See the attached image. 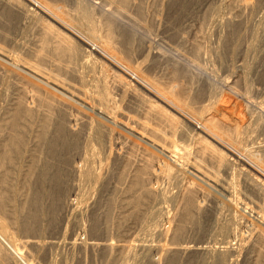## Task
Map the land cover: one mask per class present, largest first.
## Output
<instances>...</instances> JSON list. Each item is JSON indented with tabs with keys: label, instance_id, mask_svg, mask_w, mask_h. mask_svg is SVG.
<instances>
[{
	"label": "bare ground",
	"instance_id": "bare-ground-1",
	"mask_svg": "<svg viewBox=\"0 0 264 264\" xmlns=\"http://www.w3.org/2000/svg\"><path fill=\"white\" fill-rule=\"evenodd\" d=\"M225 2L228 16L217 21ZM245 13L261 18L260 32L242 23ZM209 25L215 38L204 44ZM149 35L198 67L215 57L228 90L264 104V0H0V264H84L86 255L175 264L177 253L264 264V123L160 53ZM31 174H41L49 196L69 186L54 236H41L39 216L49 217L38 183H26ZM237 184L240 208L213 193L232 196ZM28 191L31 216L21 227L36 237L17 235L14 222L13 202L24 206ZM183 196L184 221L210 204L223 225L180 242L184 221L172 231L169 211ZM47 201L54 216L59 205ZM112 208L116 226L143 213L114 241L83 221L107 219Z\"/></svg>",
	"mask_w": 264,
	"mask_h": 264
},
{
	"label": "rangeland",
	"instance_id": "rangeland-1",
	"mask_svg": "<svg viewBox=\"0 0 264 264\" xmlns=\"http://www.w3.org/2000/svg\"><path fill=\"white\" fill-rule=\"evenodd\" d=\"M227 2V1H226ZM221 3V4H218V6H216V9H217V11H216V15L217 16H215L216 18H214L215 20H217V21H222V19H224L223 17L224 16H228L227 14H228V12H227V9L229 10V8L228 7H226L227 6V3ZM96 4V3H95ZM226 10V11H225ZM227 12V13H226ZM225 13V14H224ZM222 15H224V16H222ZM252 14L250 13V16H251ZM245 16V17H244ZM244 16H241V20L243 21L242 23L247 27V26H251V25H253L254 27H255V30L257 31V29H258V31L260 30L259 28H261L260 27V22H262V20H261V18L260 17H255V16H252V18L249 16V13H245L244 14ZM220 17H221V19H220ZM225 17V18H226ZM219 18V19H218ZM249 18H251V19H249ZM258 18H259V20H258ZM253 22V23H252ZM208 29H206V36L207 37H209L210 36V38H208V39H204L203 40V43L204 44H206V43H208V42H211L215 37L212 35V32H211V30H212V25H209L208 27H207ZM257 28V29H256ZM213 31V30H212ZM246 31V29L245 30H242V33H244ZM257 31V32H258ZM208 32V33H207ZM211 32V33H210ZM222 32V33H221ZM260 32V31H259ZM225 33V29L224 28H222L221 30H220V34L221 35H223ZM243 35V34H242ZM150 37V38H149ZM144 38H146L145 40L147 41L148 40V42H150L152 45H153V47H158L159 48V50H161V51H159L160 53H164V54H166V53H168V57L169 58H171V60H173L174 58V60H175V62H178V64L179 65H184V66H186L188 69H189V71H190V75L192 76V77H194V78H199V77H204V78H207L208 79V81H209V83H210V86L212 87V90L213 89H215V90H213L214 92H218L217 93V95H220L221 97H223L222 99L224 100V101H226V99L227 100H233L235 103H236V109L238 110H243L244 108H246L247 109V107H248V110H250L253 114H255V116L259 119V121L260 122H262V123H264L263 121V119H261V117L263 118V116H264V104L262 103L263 101H261L259 98H257V100L256 99H252V98H248L247 99V96H245V95H243L242 93H239V92H234V91H232V90H228L227 89V87H226V85L224 84V82L221 80V71H222V69H220L216 64L214 65V59H215V57H209V56H207V55H204L203 56V61H202V63L200 64V66L198 67V66H196V65H194L192 62H190L189 61V59H186V57H184L183 55H180L181 53L180 52H177V51H173V50H170V49H167V48H165V47H163V45L162 44H159V42L157 41V39H155L154 37H152V36H146V37H144ZM212 39V40H211ZM153 42V43H152ZM206 42V43H205ZM161 45V46H160ZM177 52V53H176ZM165 56V55H164ZM207 56V57H206ZM213 58V59H212ZM208 59V60H207ZM173 60V61H174ZM181 62V63H180ZM188 63V64H187ZM214 66V68H212ZM216 67V68H215ZM209 69H211V71L209 70ZM25 78H26V75H25ZM31 78V77H30ZM29 78V76H27V79H30ZM34 80V79H33ZM33 80H32V78L30 79V81H32L33 82ZM33 83H35V84H37V85H39V86H41V87H43L41 84H39V83H37V81H35L34 80V82ZM214 83V84H213ZM213 85V86H212ZM214 87V88H213ZM218 87V88H217ZM43 88H45V87H43ZM45 89H47L48 91H50L51 93H54L52 90H50V89H48L47 87L45 88ZM55 94V93H54ZM216 94V93H215ZM238 94H240V95H238ZM53 95V94H52ZM226 98V99H225ZM229 98V99H228ZM234 98V99H233ZM245 98V99H244ZM259 99V100H258ZM237 100V101H236ZM240 100V101H239ZM248 100V101H247ZM256 100V101H255ZM249 102V103H248ZM257 103V104H256ZM260 105H259V104ZM250 106V107H249ZM252 107V108H251ZM256 107L258 108V109H256ZM263 107V108H262ZM251 108V109H250ZM253 109V110H252ZM261 109L263 110V111H261ZM257 110V111H256ZM256 111V112H255ZM261 112H262V114H261ZM259 113V114H258ZM134 141H136V142H134ZM259 141H262V140H260L259 139ZM133 143H137V145L136 144H134V145H136L135 147H137L139 150H141V151H151L152 149L151 148H149L147 145H145L144 143H142L141 141H137V139H134L133 140ZM141 143V144H140ZM139 146V147H138ZM143 146V147H142ZM147 146V147H146ZM142 149H141V148ZM154 151V150H153ZM152 151V152H153ZM153 153H155V152H153ZM44 158V159H43ZM46 157H44V154H41L40 155V159H39V162L41 161V160H43L42 161V163L43 162H45V161H47V159H45ZM41 163V162H40ZM41 163V164H42ZM40 176H41V174H39L38 176L37 175H33V174H31V175H29V177L27 178V184H29V183H31V182H37L38 183V185H39V189H40V191H41V194H42V204H43V206H44V209H45V211L47 212V214H48V217H49V219L47 218V216L44 214V215H40L39 216V221L41 222V224H42V226H43V224H44V226L42 227V230H43V233L45 234V235H43V233H42V238H43V236H44V238H47V237H50V236H54L55 234H56V230L58 229V227H59V222H60V220H61V218L64 216V214H65V210L63 209L62 210V208H63V204H64V197H66V193L68 192L67 190H68V188H69V186H68V184L66 185L64 182V186L62 185L61 186V188H60V194H59V196L58 197H55V196H49L48 195V193H47V190H46V188H45V183H46V181H44V180H42V179H40ZM190 179L194 182V183H196L198 186H199V184L200 185H202L197 179H195V180H197V181H195L194 180V178L193 177H191L190 176ZM42 185V186H41ZM46 186H47V183H46ZM202 186H204V185H202ZM237 188H234V189H236V190H233L232 192H233V194H231L232 196H228V195H226L225 197H223V195H222V197L220 196V194H217V193H215V191H213V193L216 195V196H219V198L224 202V203H227V204H234L233 206H235V208L237 207H239L240 208V206H241V198H242V196L240 195V192H242V190H243V188H242V185L241 184H237V186H236ZM163 189L165 188V187H162ZM239 189H241V191L239 190ZM223 194V193H222ZM1 196V195H0ZM31 197H32V193L31 192H26L25 193V200H26V203L24 204V206L23 205H21V204H19L17 201H14L13 202V206H15V208H16V211H15V214H14V222H15V224H18V231H17V235H19V236H29V237H33V236H38V234H33V231H28V230H25V229H23L22 227H21V223H25L26 221H28L29 222V218H30V216H31V211L29 210V209H32V207L29 205L30 204V200H31ZM184 198H186V196L184 197L183 196V200L181 201L180 200V204H179V208L177 209L176 208V210H174V212L172 211V210H170L169 211V215L171 216L170 217V219L171 220H173L171 223H170V225H169V229H171L172 231L174 230V228L178 225L177 223H180V224H182L183 223V221H184V219L182 218V215H183V213H184V211H185V209L183 210V206H184V202H185V199ZM93 199H96V196L94 197L93 196ZM196 199V198H195ZM200 199V198H199ZM47 200H50L51 202L53 201L55 204L56 203H58V205H59V210H58V213H55V215L54 216H50V214L48 213V209H47V206L49 205L48 204V201ZM113 200V204H117V202H114V201H116V199L115 198H113L112 199ZM196 200H198V199H196ZM62 201H63V203H62ZM109 202V201H108ZM112 202V201H111ZM182 202V203H181ZM230 202V203H229ZM47 205V206H45V205ZM62 204V205H61ZM114 206V205H113ZM204 209V210H203ZM202 210H199V212L198 211H195V212H193L194 213V215L191 217V219H190V221H184V223L182 224V227H185L184 228V234L182 235V238L180 239V242H188V241H192V242H199V241H201V240H203L204 239V237L206 236V234H208V232H209V230H211L212 228L215 230V231H217L218 230V228L221 226V225H223L222 223V221L220 222V218H219V222H214L213 221V216H212V207H211V205L210 204H208V206L207 207H205V208H203ZM112 211L110 212V214H109V216H107V219H105L104 218V213H103V215L101 216V217H97V218H94L93 220H91V218L89 217V215H85L84 217H83V221H84V223H85V225L86 226H88L89 227V225H90V227H94L96 230H99V231H102V232H106V234H107V236H109L110 237V239L112 240V241H114L115 239H116V235H117V230H120L121 228H124L125 226H130V225H134L135 223L137 224L138 223V221H140V218H142V215H143V213L142 212H140V216H139V214H138V217L137 218H130V216H129V218L131 219H129L128 217L126 218V221L124 220L123 222H122V225H121V222H120V224L118 225L117 224V226H119V228H117V226H116V223H119L117 220H118V211L117 210H113V208L111 209ZM63 211V212H62ZM201 211H203V212H201ZM245 211H246V213H244V214H247V213H249L250 214V212L248 211V210H246L245 209ZM1 212V211H0ZM142 213V214H141ZM171 213V214H170ZM175 214V215H174ZM182 214V215H181ZM248 214V215H249ZM248 215H246L247 217H248ZM174 216V217H173ZM181 216V217H180ZM250 216H251V214H250ZM249 216V217H250ZM177 217V218H176ZM180 218H182V220L180 219ZM127 219H129L130 220V222L131 221H134V220H136L137 222H135L134 221V224H133V222H131L132 224H130V222L127 220ZM133 219V220H132ZM139 219V220H138ZM104 222V223H103ZM125 223V224H124ZM186 223V224H185ZM124 224V225H123ZM130 224V225H129ZM179 224V225H180ZM185 224V225H184ZM178 225V226H179ZM211 225V226H210ZM67 227H68V230H67V228H66V231L68 232L69 231V228L71 227L70 226V224H68V225H66ZM70 226V227H69ZM136 226V225H135ZM137 226H138V224H137ZM136 226V227H137ZM181 226V225H180ZM197 226H199V228L197 227ZM171 227V228H170ZM197 227V228H196ZM212 227V228H211ZM137 229H138V227H137ZM171 230H170V232H171ZM198 230V231H197ZM208 230V231H207ZM200 232V233H199ZM138 233V232H137ZM142 232H140L139 234H141ZM173 233V232H172ZM172 233H170L169 235H172ZM85 235V233L84 234H80V239H82V240H85L86 238H87V235L86 236H84ZM140 236H144L143 235V233H142V235H140ZM84 237V238H83ZM141 237V238H142ZM260 240H261V237H260ZM231 244H232V246H235L236 247V243L234 242V241H231ZM212 243H210V248H212V250H213V248L215 247V246H219V245H213ZM1 246V245H0ZM2 247V249H3V246H1ZM51 254H52V256L55 254V251L53 250L52 252H50ZM47 255V254H46ZM56 255V254H55ZM54 255V256H55ZM42 256H44L43 254H42ZM53 256V257H54ZM63 256H65L64 254H63ZM89 255H86V257L84 258L85 260H88V261H85L84 259V261H85V263L84 264H100V263H98V262H100L99 261V257H98V259H97V257H95V258H91L90 256L88 257ZM98 256V255H97ZM171 256H175L174 258H175V260H176V262H175V264H202V263H204V259L203 258H200V257H198V255H195V254H192V253H190V254H185V255H179V253H177V254H172ZM170 256V257H171ZM56 257V256H55ZM239 259L241 258L240 256L238 257ZM93 259V261H96V263L94 262L93 263V261H90V260H92ZM95 259V260H94ZM162 259V258H161ZM160 259V260H161ZM164 259V260H163ZM161 261H160V263L159 264H161V262H162V264H165L166 262H167V259H168V256L167 257H165V258H163ZM166 259V260H165ZM13 262H15L16 264H17V262L15 261V260H13V259H11ZM83 261V262H84ZM12 262V263H13ZM207 262L205 261V263L204 264H206ZM211 263H213V261H211ZM144 264V263H143Z\"/></svg>",
	"mask_w": 264,
	"mask_h": 264
}]
</instances>
